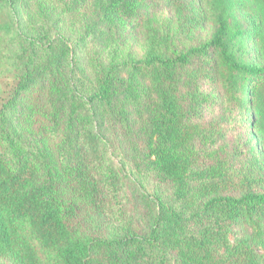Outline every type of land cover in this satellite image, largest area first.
Returning a JSON list of instances; mask_svg holds the SVG:
<instances>
[{
    "label": "trees",
    "instance_id": "obj_1",
    "mask_svg": "<svg viewBox=\"0 0 264 264\" xmlns=\"http://www.w3.org/2000/svg\"><path fill=\"white\" fill-rule=\"evenodd\" d=\"M0 19V260L264 264V0H0Z\"/></svg>",
    "mask_w": 264,
    "mask_h": 264
},
{
    "label": "rangeland",
    "instance_id": "obj_2",
    "mask_svg": "<svg viewBox=\"0 0 264 264\" xmlns=\"http://www.w3.org/2000/svg\"><path fill=\"white\" fill-rule=\"evenodd\" d=\"M145 8L146 6L142 7V11H145L146 10ZM21 15L23 17V19L22 18L21 19L23 20L24 25L28 26L27 24H25L27 23L26 12L22 11ZM130 46L135 56L139 58L141 56V51L138 48L137 44H135V42L132 41L130 42ZM14 81H15L14 73L12 69H9V68L7 69L2 63H0V108L2 104L7 100L9 93L11 92L12 87L14 85ZM44 96L45 94L43 92H39L37 88H32L22 95L21 97L22 105L20 106L26 107L29 103L36 104V105L44 104ZM40 123H41V120H39L38 118H35L32 121L31 129H33L34 132L29 131L28 128L23 126V124L20 125V128L23 131V134L27 135L30 138L36 139L37 133L35 131L39 127ZM230 138L231 137H229V139ZM116 142L117 141H115V143ZM126 187L127 185L124 186L125 193L130 203V206L128 209L133 210L135 206L133 205V198L131 197V190ZM152 187H153V180L149 182L147 189L150 190ZM83 227H85V225ZM0 264H7V263L0 260Z\"/></svg>",
    "mask_w": 264,
    "mask_h": 264
}]
</instances>
